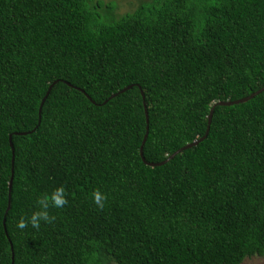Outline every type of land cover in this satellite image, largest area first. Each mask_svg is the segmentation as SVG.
Instances as JSON below:
<instances>
[{"label":"trees","instance_id":"trees-1","mask_svg":"<svg viewBox=\"0 0 264 264\" xmlns=\"http://www.w3.org/2000/svg\"><path fill=\"white\" fill-rule=\"evenodd\" d=\"M114 6L0 0V264H11L9 243L12 264L263 255L264 90L217 102L264 85V0H141L116 18ZM142 102L144 161L202 136L214 104L206 136L146 165ZM61 185L68 204L49 209L53 224L16 227Z\"/></svg>","mask_w":264,"mask_h":264},{"label":"water","instance_id":"water-1","mask_svg":"<svg viewBox=\"0 0 264 264\" xmlns=\"http://www.w3.org/2000/svg\"><path fill=\"white\" fill-rule=\"evenodd\" d=\"M67 85L70 86V84L67 83ZM51 87V84L47 87L44 95L42 96L40 102L38 103V106H37V124L39 123V120H40V110H41V106H42V103H43V100L44 98L46 97L49 89ZM129 87H131V85H127L121 89H119L118 91H116L115 93L113 94H110L107 98H110L112 96H114L115 94L119 93V92H122L124 91L125 89H128ZM79 91L82 92L81 89H78L77 87H73ZM264 90V85L259 88L258 90L248 94L247 96H244L242 98H239L237 100H232V101H219L217 102V104L219 105H230V104H235V103H238V102H243V101H246L247 99H249L250 97H252L253 95L259 93L260 91ZM140 94H141V98L143 99V94L142 92L140 91ZM91 102H93L87 95H85ZM106 101L103 100L102 103H104ZM142 106H143V115H144V122H145V125H144V132H143V135H142V138H141V141H140V144H139V147H138V154H139V157L141 159L142 162H144L146 165H149V166H154V165H159V164H162L164 162H166L167 160H169L172 156H174L176 153L182 151L183 149H186V148H189L191 146H194L198 141L202 140L206 134H207V131H208V124L210 122V118H211V114H212V110H213V107H214V104L209 108L208 110V113H207V117H206V127H205V130H204V133L202 136L192 140L191 142L189 143H186L184 144L183 146L179 147L178 149H176L175 151H173L171 154H169L164 160L160 161V162H156V163H149V162H146L144 161V158L142 156V144L146 138V135H147V112H146V108H145V105H144V102H142ZM26 132H14V134H25ZM7 141H8V146L10 148V174H9V178H8V181H7V203H6V207L4 209V214L6 213V211L8 210L9 208V191H10V187H11V180H12V173H13V146H12V143H11V140H10V134H8V137H7ZM2 224H3V220H2ZM6 234V233H5ZM9 247H10V260H11V264H12V258H13V253H12V250H11V245L9 243Z\"/></svg>","mask_w":264,"mask_h":264},{"label":"clouds","instance_id":"clouds-1","mask_svg":"<svg viewBox=\"0 0 264 264\" xmlns=\"http://www.w3.org/2000/svg\"><path fill=\"white\" fill-rule=\"evenodd\" d=\"M92 200L98 208L103 209L107 196L97 188L92 192ZM36 204L37 210L33 211L30 217H21L16 221L18 229L24 230L30 224L33 229L39 230L41 222L53 224L56 216L51 215L49 209H63L68 204L66 189L62 185L58 186L51 193L37 197Z\"/></svg>","mask_w":264,"mask_h":264},{"label":"rangeland","instance_id":"rangeland-1","mask_svg":"<svg viewBox=\"0 0 264 264\" xmlns=\"http://www.w3.org/2000/svg\"><path fill=\"white\" fill-rule=\"evenodd\" d=\"M112 1L114 3V17H119L120 15L132 11L141 0H103ZM239 264H264V253L261 256H250L245 257Z\"/></svg>","mask_w":264,"mask_h":264}]
</instances>
